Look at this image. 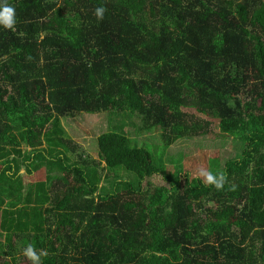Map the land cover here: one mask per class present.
Here are the masks:
<instances>
[{
    "label": "trees",
    "instance_id": "16d2710c",
    "mask_svg": "<svg viewBox=\"0 0 264 264\" xmlns=\"http://www.w3.org/2000/svg\"><path fill=\"white\" fill-rule=\"evenodd\" d=\"M7 2L16 25H0L6 243L47 249L43 264H264V0ZM101 111L138 117V130L158 128L166 145L205 133L195 112L217 120L241 147L220 162L224 190L182 169L154 184L161 170L149 142L121 124L97 136L95 158L69 162L76 144L61 116ZM39 138L64 174L23 184L19 166L30 156L21 145ZM119 167L138 187L113 177L101 191L105 169Z\"/></svg>",
    "mask_w": 264,
    "mask_h": 264
},
{
    "label": "rangeland",
    "instance_id": "374dc122",
    "mask_svg": "<svg viewBox=\"0 0 264 264\" xmlns=\"http://www.w3.org/2000/svg\"><path fill=\"white\" fill-rule=\"evenodd\" d=\"M198 118L200 120L197 122L200 123L198 124L200 125L199 128L204 129L205 133L175 140L169 145L165 144V139L160 136L161 131L156 127L149 132L139 131L140 123L138 117L134 116L131 119L128 116L125 117L123 114L112 116V114L109 115L105 111L98 113L82 112L75 117L61 116L59 127L64 129L70 145L76 144L73 151L67 154L69 162H72L80 161V154L88 160L95 158L97 136L112 123L123 125L126 133L134 141L140 144L142 142H149L148 146L154 153L153 160L161 170V174L153 177L154 184H165L163 175H171L177 169L185 170V172H188L193 177H197L202 168L208 169L213 173L221 172L220 162H223L228 157H232L241 150L236 140L220 135L217 120L206 116L203 117L195 112L193 119ZM206 121L209 123L205 124ZM141 127L144 128L142 123ZM52 135L57 136L55 132ZM47 146L48 144L44 138L37 139V145L34 147L21 145L22 150H25V154H29L30 156L19 166L18 173L23 184L45 181L51 176L64 174L62 162L59 159H52L47 151L42 150L46 149ZM31 150L37 151L35 154H30ZM18 160L20 163L21 159L18 158ZM1 166L2 163L0 161V168ZM27 168L31 171H27ZM104 172L108 176H103V179L99 182L101 191L108 192L111 190L114 181L113 177L127 180L133 187H138L136 175L123 167L106 168ZM68 181L71 182L72 180L69 179ZM250 192L252 196L259 194V190L256 187H252ZM5 240L6 235L3 232L0 235V262L4 259L11 260V256H15L16 258H22L14 264L28 263L27 259L23 256V252H20L21 244L19 243V237L10 238L7 243ZM10 264L12 263L10 262Z\"/></svg>",
    "mask_w": 264,
    "mask_h": 264
},
{
    "label": "clouds",
    "instance_id": "9594fccd",
    "mask_svg": "<svg viewBox=\"0 0 264 264\" xmlns=\"http://www.w3.org/2000/svg\"><path fill=\"white\" fill-rule=\"evenodd\" d=\"M106 9L104 7H97L94 10V15L97 20H103ZM0 25L6 29L15 31L16 12L15 8L8 4L7 0L0 3ZM43 36H41V39ZM205 186L214 187L217 191L224 190L225 184L228 183V178L223 172L213 173L208 169H200L198 176ZM235 185H231L229 190H235ZM23 256L29 261V264H43V257L48 256L47 249H40L39 251L33 244L29 243L23 249Z\"/></svg>",
    "mask_w": 264,
    "mask_h": 264
}]
</instances>
